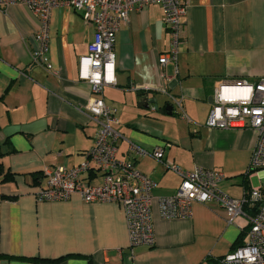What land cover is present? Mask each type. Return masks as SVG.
I'll list each match as a JSON object with an SVG mask.
<instances>
[{"label": "crops", "instance_id": "crops-1", "mask_svg": "<svg viewBox=\"0 0 264 264\" xmlns=\"http://www.w3.org/2000/svg\"><path fill=\"white\" fill-rule=\"evenodd\" d=\"M182 22L176 65L158 62L170 44L159 6L130 14L116 35V85L103 94L117 110V159L153 180L155 197H169L179 176L129 146L164 148V159L183 171L221 173L220 191L241 199L259 186L258 175L244 176L257 133L205 123L219 84L264 78V0H191ZM49 25L52 73L32 62L37 18L20 4L0 8V167L13 175L5 183L0 176V264H211L230 253L248 220L228 224L214 201L194 203L190 216L169 220L154 204V246L130 248L119 204H86L77 194L35 200L45 186L43 167L77 166L96 129L85 110L89 86L78 69L93 26L71 8L53 9ZM161 91L182 99L185 118ZM88 177L102 182L96 173Z\"/></svg>", "mask_w": 264, "mask_h": 264}, {"label": "built area", "instance_id": "built-area-1", "mask_svg": "<svg viewBox=\"0 0 264 264\" xmlns=\"http://www.w3.org/2000/svg\"><path fill=\"white\" fill-rule=\"evenodd\" d=\"M191 0H0V8L20 4L27 7L38 20L34 34L32 62L52 73L48 59L50 38V13L56 8H71L78 12L86 25L93 26L94 35L86 55L79 58V80L89 86L90 96L86 112L95 124L93 145L84 160L70 169L43 167L45 186L34 193L37 202L66 201L77 194L86 204L116 203L123 210L130 248L153 247L155 244L152 207L157 205L162 219L188 217L194 203L217 202L227 214V223L241 217L248 220L243 244L222 257L218 264H264V78L256 82L235 80L222 82L213 91L211 109L205 125L216 129H249L257 133L248 169L258 175L259 186L251 188L241 199H234L218 188L224 178L213 170L183 171L175 163L164 159V148L145 151L133 144L129 149L137 157H150L165 169L179 176L181 182L169 197H155L156 183L133 166L117 159V141L120 135L117 110L106 104L104 89L116 85L115 52L116 35L127 26L130 14L155 5L162 10L170 44L167 52L159 57V65L177 64L182 43V18ZM184 117L182 99L168 95ZM187 119V118H186ZM100 175L99 185L91 184L88 174ZM254 208L247 216L244 206Z\"/></svg>", "mask_w": 264, "mask_h": 264}, {"label": "trees", "instance_id": "trees-1", "mask_svg": "<svg viewBox=\"0 0 264 264\" xmlns=\"http://www.w3.org/2000/svg\"><path fill=\"white\" fill-rule=\"evenodd\" d=\"M3 173V171H2V168L0 167V176L2 177V183H5V182H9V181H11L12 179H13V175L12 174H9V173H5V174H2ZM40 174H41V176H42V170L40 171ZM251 174H253V171H250V170H247L246 171V173H245V181H247V178H248V176H250ZM36 175H38L37 173H33V177H35ZM43 177V176H42ZM246 196H247V193L245 194ZM246 209V211H248L249 213H251L252 215L255 213L254 212V208H248V206L246 205V206H244V210ZM251 215V216H252ZM244 236H245V231H243V232H241L240 233V235H239V237H238V239H237V241H236V243L234 244V246L232 247V249L231 250H234V249H236L238 246H241L242 244H243V240H244ZM2 256L0 255V258H1ZM222 258V257H221ZM221 258H219V259H217V260H215V262H213V263H211V264H218V261L221 259Z\"/></svg>", "mask_w": 264, "mask_h": 264}, {"label": "water", "instance_id": "water-1", "mask_svg": "<svg viewBox=\"0 0 264 264\" xmlns=\"http://www.w3.org/2000/svg\"><path fill=\"white\" fill-rule=\"evenodd\" d=\"M211 102H212V101H211ZM166 108H167V110L171 113V107H170V106H167ZM170 113H169V114H170Z\"/></svg>", "mask_w": 264, "mask_h": 264}, {"label": "rangeland", "instance_id": "rangeland-1", "mask_svg": "<svg viewBox=\"0 0 264 264\" xmlns=\"http://www.w3.org/2000/svg\"><path fill=\"white\" fill-rule=\"evenodd\" d=\"M258 174H260L261 176H264V171H263V172H260V173H258Z\"/></svg>", "mask_w": 264, "mask_h": 264}]
</instances>
